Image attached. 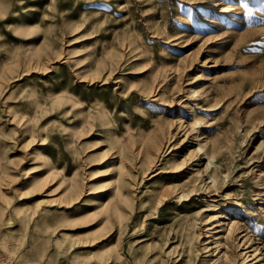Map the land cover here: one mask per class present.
Wrapping results in <instances>:
<instances>
[{"label": "rangeland", "instance_id": "374dc122", "mask_svg": "<svg viewBox=\"0 0 264 264\" xmlns=\"http://www.w3.org/2000/svg\"><path fill=\"white\" fill-rule=\"evenodd\" d=\"M0 264H264V0H0Z\"/></svg>", "mask_w": 264, "mask_h": 264}, {"label": "bare ground", "instance_id": "6f19581e", "mask_svg": "<svg viewBox=\"0 0 264 264\" xmlns=\"http://www.w3.org/2000/svg\"><path fill=\"white\" fill-rule=\"evenodd\" d=\"M153 159V158H152ZM51 174V173H50ZM53 174V173H52ZM54 175V174H53ZM117 189V188H116ZM165 193V192H164ZM183 196V195H182ZM110 199V198H109ZM83 215V214H82ZM193 237V236H192ZM219 256V255H218Z\"/></svg>", "mask_w": 264, "mask_h": 264}, {"label": "snow or ice", "instance_id": "6c2138e0", "mask_svg": "<svg viewBox=\"0 0 264 264\" xmlns=\"http://www.w3.org/2000/svg\"><path fill=\"white\" fill-rule=\"evenodd\" d=\"M176 2L178 3V0H176Z\"/></svg>", "mask_w": 264, "mask_h": 264}]
</instances>
